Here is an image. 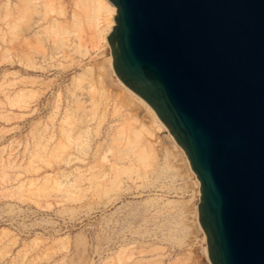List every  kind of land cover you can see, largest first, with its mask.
<instances>
[{
    "label": "rangeland",
    "instance_id": "1",
    "mask_svg": "<svg viewBox=\"0 0 264 264\" xmlns=\"http://www.w3.org/2000/svg\"><path fill=\"white\" fill-rule=\"evenodd\" d=\"M18 1L0 0V167L10 161L20 166H6L9 179L0 182V264H210L207 239L198 229L200 183L164 131L156 138L145 135L154 141L151 167L139 169L132 159L118 164L116 168L125 167L126 172L117 177L114 190L102 193V188L94 186L77 194L73 202L64 200V186L40 190L46 178L50 182L43 186L52 187L65 170L79 167L89 178L92 171L87 167L103 162L98 163L100 156L86 158L84 164L75 161L65 169L59 149L54 155L30 158L35 135H53L52 143L59 145V128L68 113H83L95 139L109 130L115 135L140 122L148 125L149 114L144 112L140 121L134 120L136 112L118 104L111 88L105 93L100 86L105 72L101 67L111 47L107 36L115 25L112 10L110 15L107 11L111 22L106 21L107 15L99 16L100 32L85 18L78 31L72 27L75 0H33V11L16 30L23 41L30 28L26 38L33 45L27 60L15 54L19 34H11L9 20L2 17ZM59 7L65 15L59 14ZM56 21L64 23V30L56 29ZM114 159L108 153L110 162L103 164L108 168ZM97 165L99 171L93 170L102 174L103 168ZM22 183L39 196L17 191ZM89 183L82 186L88 188Z\"/></svg>",
    "mask_w": 264,
    "mask_h": 264
},
{
    "label": "water",
    "instance_id": "2",
    "mask_svg": "<svg viewBox=\"0 0 264 264\" xmlns=\"http://www.w3.org/2000/svg\"><path fill=\"white\" fill-rule=\"evenodd\" d=\"M116 75L185 150L210 264H264V0H109Z\"/></svg>",
    "mask_w": 264,
    "mask_h": 264
},
{
    "label": "bare ground",
    "instance_id": "3",
    "mask_svg": "<svg viewBox=\"0 0 264 264\" xmlns=\"http://www.w3.org/2000/svg\"><path fill=\"white\" fill-rule=\"evenodd\" d=\"M15 2H13V3H15ZM36 2H37V0H36ZM5 6L8 7V4ZM44 6H47V3H45ZM9 7H11V6H9ZM12 7L13 8L6 10L5 13H3L4 16H2V17H4L5 20L6 19L9 20V22H6V23H8V27L10 29L11 34L13 32H15L16 30L18 31V29H20V25L22 24V22L25 19H27L28 15L33 11L35 6L33 7V0H19ZM109 7H111V8L109 9ZM111 10L113 13L110 12ZM107 11L109 12V15H110V13H112L111 14L112 17L107 15ZM46 14H48V13H46ZM59 14L65 15V10L62 7H59ZM100 15H103V17H104V15L105 16L107 15V17H105L106 21L108 19L110 21V18H111V20L113 22L112 24L113 25L115 24L114 17L116 15V8L109 0H75L74 10L72 11V19H73L72 27L74 29L77 28V30H78V27L80 28L79 22L81 21V19L85 18L89 22L88 23L89 25H91L92 22L95 23L94 27L96 28L95 30H97L98 24H96V22H97ZM46 17H48V16H46ZM29 23H31V21ZM54 24H55L56 29L58 31L64 30V28H65L64 27L65 25L63 22L56 21ZM112 29H113V27H112ZM99 30H101V29H98V31ZM17 31H16L15 35L19 34ZM29 31H30V28H28L26 30V34H25L26 37L30 36V35H28ZM99 32H97V33L99 34ZM109 34H108V36H109ZM15 35H13V36L15 37ZM20 36H21L20 34L17 36V40H16L17 44H15L16 49H17V53H15V54L18 57L24 56L26 58V56H28L30 54V50H31L33 44H31V41L29 40V38H26V37H24L23 38L24 40L22 41L23 36L21 38H20ZM108 36H107V40H108ZM94 37H95V35H94ZM14 39H16V38H14ZM16 41H14V42L16 43ZM108 44H109V41H108ZM15 45H14V47H15ZM27 49L29 51H27ZM14 51H16V50H14ZM111 51H112V48L108 47V54H109L108 57L109 58L107 57V62L106 63L103 62L104 66L101 67L104 69L105 72H104V75H101V78L99 79L100 80V82H99L100 86H101V88L103 87L104 92L106 89H108V92H109V89L111 88L112 91L110 90V92L116 93V97L118 98V104H120L121 106H124L126 108H129L128 110L136 112L135 116H134V114H132L134 117V120L136 119L137 121H140L143 113L147 112L149 114L148 115L149 121H146L148 123V125L143 123V122L141 124V122H140L138 124V126H135V125H133L132 127L129 126L128 128L122 130L121 132L115 131V135H113L112 131L109 130L106 133V135H103L101 138L95 139V136L91 135L92 133L90 131L91 129L89 128V123H88L89 120H86V116L82 115L83 113L81 115L77 114V116L74 113H70V114L68 113L67 116L65 117L64 121L61 123V126L59 128V136H60L59 139L61 140L60 142L58 140L59 145L58 144L56 145V143H52L53 135L47 134L45 136V135H43L44 134L43 132H42L41 136L35 135L34 141L32 142L33 145L30 148L27 147L30 149L29 150V153H31L30 158L36 157V156L37 157L42 156L43 153H45V154L48 153V154L54 155V153H56V150L59 149L58 150L59 151L58 157L60 158V162H62V164L65 166V169L67 166H70L71 164L75 163V161H81L83 163V161L85 162L86 158L94 160L95 158H98V156H100L99 157L100 160L98 159L99 160L98 163H100L101 160L103 163H104V161L106 163H108V161H109L108 160V153H110L111 156H113L115 158L114 159L115 162L110 164V166H108V168H106V165L103 163H100V165L98 164L99 166H101V169L103 168L102 174H100V172L95 173V170H97V168H95L97 164L94 165V162L93 163L90 162L93 166H91V164H90V167H87V168H89V170L91 169V171H92V173L88 172L90 174L89 178L85 176L86 175L85 173H87V172H85L84 173L85 175H84L79 170L80 169L79 167L74 168L72 171H69V172H67L66 170H65L66 172L61 171L62 174L59 175V177H61V178H59L60 180L58 179V181H56L55 184L52 185V187H50V186H49V188L44 187L46 184H49V182H50L49 178L50 177L46 178L44 180V182H43L44 186L43 185L40 186V190L42 192H46V191L49 192V190H47V189L53 190L54 187H57V186L58 187L64 186L65 188L64 187H63L64 189L62 188L63 189L62 190L63 197H65L64 200H68L71 202L77 200V194H83V193H85V191L86 192H87V190L89 191V189H91L94 186H96L98 188V190L100 188H102V193L103 192L107 193L109 190L112 189L113 186H116V184L119 183V181L117 180V177L126 172L125 167L122 168L119 166V168H116L118 166V164H123L125 159H128V160L132 159V161L135 163V165L138 166L139 169H141V166H143L145 168V165H148V166L150 165V167H151L152 161L155 159V150L153 147L154 141L151 142L150 140H147L146 139L147 137L145 138V135L146 136L149 135L151 138L152 137L156 138L157 136L159 137V133L161 131H164L166 137L168 136L167 138L172 139L171 140L172 142L170 143V141H169V144L172 145V147L175 149L174 151H176L178 153V155L181 157V160H183V162H184L183 164H185V167L190 168L191 172L195 175V177L198 180L197 175L194 173V171L191 167L190 161L187 157L185 150L177 143V141L175 140L173 135L170 133L169 129L159 119V117L157 116L155 111L152 109V107L143 98H141L137 93H135L132 89H130L116 75L114 68H113V56H112ZM14 57H16V56H14ZM24 57L22 59H25ZM113 74H115V77L113 76ZM114 96H115V94H114ZM117 98H115V99H117ZM127 114H129V113H126V115ZM129 115H127V117ZM0 116H1V114H0ZM117 119H119V118H117ZM161 135H162V133H161ZM162 137H164V136H162ZM24 151H26V150H24ZM88 163H86V164L88 165ZM129 165L130 164H128V166ZM6 166H8L9 168H12V169L13 168H17V169L20 168V166L17 164L12 165L11 161ZM6 166H4L2 164V166L0 167V182L1 181H8V179H9V173H7L4 169ZM74 167H76V166H74ZM82 167H84V166H82ZM112 167H114L113 170H111ZM87 168H85V169L88 170ZM94 168H95V170H93ZM24 169H26V168H24ZM71 169H72V167H71ZM82 171H84V170H82ZM97 171H99V170H97ZM110 171H112L113 174H111ZM74 172H77V173L74 174ZM188 172H190V171H188ZM142 175H143V173H142ZM69 176H73V179L71 180V182H70V180L68 181ZM63 178L66 179L67 181L62 180ZM99 179H104L105 181L101 182V181H99ZM85 181H90V183H91V185H89L90 187L87 188V187L82 186ZM109 182H111V183H109ZM23 183L21 185H19V187H17V191H19L20 193L21 192L22 193L27 192V193H30L31 195L36 196V197L39 196L38 192H37V194H35V193H33L34 191L31 192V189H27L28 187L23 188V186L25 185ZM28 186H29V184H28ZM112 190H114V188ZM27 193H25V194H27ZM10 196L13 197V194H11ZM21 198L22 197H20V199ZM198 229H200L203 232L202 237H204L203 239L206 240L205 232L201 228L200 223H198ZM82 240H83V238H82ZM78 241H77V244H78ZM81 243H82V241H81ZM84 243H83V246H84ZM82 248L84 249L85 247H82ZM206 253H207V251H206ZM72 264H74V263H72Z\"/></svg>",
    "mask_w": 264,
    "mask_h": 264
}]
</instances>
